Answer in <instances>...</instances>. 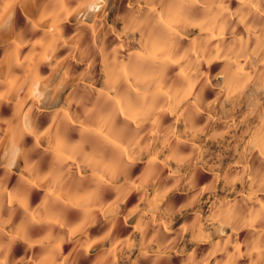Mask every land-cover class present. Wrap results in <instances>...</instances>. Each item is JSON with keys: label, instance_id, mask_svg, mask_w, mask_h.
I'll list each match as a JSON object with an SVG mask.
<instances>
[{"label": "clouds", "instance_id": "obj_1", "mask_svg": "<svg viewBox=\"0 0 264 264\" xmlns=\"http://www.w3.org/2000/svg\"><path fill=\"white\" fill-rule=\"evenodd\" d=\"M29 3L30 0H0V49L13 51V42L24 45L38 39L29 35L33 29L23 17H17L16 10L26 9ZM230 3L231 0H128L127 4L125 0H54L53 10L46 15L55 19L57 31H63L58 26L74 17L76 35L64 38L55 34V45L43 61L31 49L28 58H34V62L24 65L20 61L30 69L29 74L13 77L16 87L0 91V108L4 104L14 106L11 115L0 112V209L3 189L14 170L22 164L27 173L17 181L23 186V194L13 196V203L24 208L20 219L12 223L15 209L7 218L0 215V264H66L60 247L65 243L74 244L73 251L83 252L82 259H87L93 244L99 242L90 238L96 235L89 232L90 228L104 231L107 227L103 239H109L118 221L122 218L126 224L133 215L137 216L139 239L113 241L122 258L131 260L132 252L139 251L131 264L148 257L153 258L151 264H161L165 258L171 264L173 254L181 257L179 264H211L221 254L228 257L224 264H236L244 257L251 264H264V227L256 226L264 221V202L253 199V209L247 216L237 214L234 202L219 197L210 205L206 218L201 209L205 192L211 199L221 183L223 190H235V184L248 177L252 185L258 184L254 194L264 192V180L258 183L251 177L248 166L254 151L264 157V134H254L264 133V0H239L236 10H230ZM196 6L204 10V18L198 21L185 13L186 8ZM110 13H114L111 24ZM233 20L237 23L231 25L229 42L225 44L224 34ZM253 20L260 23L250 22ZM117 22L123 23L119 32ZM237 26H243L244 32H237ZM194 28L200 29V35L184 45ZM86 30L91 31L92 46L102 57L103 78L98 71H88L101 60L95 64L89 60L84 78L94 102L81 104L75 90L62 101L72 74L63 60L55 57L56 45L71 49L66 59L80 54L78 62H83L79 40ZM112 33L120 37V44L105 53L106 36ZM210 33L218 37L212 47ZM137 43L140 49L135 47ZM154 44L159 52L155 57L150 55ZM217 60L225 62L222 74L213 77L201 70L202 64L210 66ZM241 61L250 65L247 73L241 71ZM42 64L52 71L37 75ZM173 64L180 71H173ZM209 89L219 90L214 98L205 96ZM29 100V109L51 114L52 127L46 134L38 117L23 108ZM73 104L79 105V115L69 120L64 112ZM237 109H242L238 116ZM169 113L177 120L165 123ZM201 116L207 122L199 125ZM177 124L183 125V131ZM241 126L244 131L237 136ZM229 135L236 141L235 157L239 160L228 169L223 168L222 161L212 160L210 164L212 158L205 159L207 141L220 142ZM30 137L43 139L48 147L38 150ZM41 159L42 168L37 166ZM142 161L143 166L138 168ZM201 170L211 173V179L203 185ZM34 187L44 192L29 207ZM133 193H139L143 207L137 205L131 212H122L121 206ZM256 204L261 207L255 208ZM217 206L223 211L212 212ZM187 215L195 219L189 221ZM178 217L184 220L174 230ZM150 225L154 231L146 240ZM245 228L257 233L250 244L234 243L226 234L227 229L235 235ZM160 238L167 239V243H161ZM17 242L28 245L23 249L25 255L30 249L41 251L33 252L32 259H24L18 249L10 257ZM187 243H211L212 251L202 260L197 259V248L189 252ZM229 247L235 250L228 252ZM242 247L246 251L242 252Z\"/></svg>", "mask_w": 264, "mask_h": 264}, {"label": "bare ground", "instance_id": "obj_2", "mask_svg": "<svg viewBox=\"0 0 264 264\" xmlns=\"http://www.w3.org/2000/svg\"><path fill=\"white\" fill-rule=\"evenodd\" d=\"M125 3H128V0H125ZM239 6V0H231L230 3V10H236ZM54 8V0H30V3L27 5L26 9H20L18 8L17 11V17H23L24 21L27 22L28 27L33 29L32 33H29V35H34V37L38 39H33L31 42H26L24 45H20L18 41L13 42L12 48L13 51H4L0 49V72H2V75H0V80H3L4 83H0V91H3L5 88L13 89L16 87L17 81L13 78L15 76H21L25 77L29 74L30 69L27 67H24L20 64V61L24 62V65H30L34 62L33 59H29L30 56V50L35 49L36 52L40 54L39 58L41 61L44 60V57L48 54L51 47L55 45V41L53 39V36L55 34L60 35L64 38H70L76 35V27L74 24V17H69L67 21L60 24L58 26L59 29H62L63 31H57V25L55 19H50L46 15L48 12H51ZM185 13L189 17V19L192 20H201L204 18V10L199 8L198 6L192 7V8H186ZM114 13H110L108 17L109 24L113 21ZM254 23H260V21H250ZM237 22L235 20L231 21L229 26V31L225 32V44L229 42L230 38V31H231V25H235ZM115 28L117 32L121 31L123 29V23L117 22L115 24ZM237 32H244L243 26H237ZM200 35V29L194 28L191 30V34L188 36L186 40L183 41L184 45H189L190 41L197 36ZM209 35V34H206ZM211 35V44L209 47L215 46L218 42V37L216 33H210ZM137 39L139 40V36L137 35ZM93 36L90 30H86L85 32L81 33L80 40H79V47L82 50L83 55L85 56V59L83 62H78L81 60V55L78 54L76 57H73L71 59H66V57L69 56L71 53V49L68 47H59L56 45L57 50L55 51V57L57 59L63 60L65 67L68 68L69 73L72 74V79L70 81V86L67 87L66 91L63 94L62 101H66L68 99L69 93H73L75 90V94L77 96V99L81 102V104L84 103H93L94 100L92 98V94L90 90L87 88L88 80L85 79V71L87 69V65L89 60L92 61L93 64L99 59L101 60V63L95 68L88 70L91 71H98L100 72L101 78H103V63H102V57L100 53L96 52L95 48L92 46ZM120 44V37L117 36L115 33H112L110 35L106 36L105 44H104V52H109L112 48L118 46ZM253 45L250 44V47ZM137 49L141 48V45L137 43L135 45ZM151 56L155 57L159 55V52L154 44L153 52L150 54ZM264 55V53H262ZM170 59V58H169ZM12 60H15L16 63L13 65L11 62ZM241 64L244 65V62L241 61ZM250 65H244L241 69L242 72L247 73L249 71ZM201 70L205 71L210 74V76H216L217 74H222L225 70V62L222 60L214 61L210 66L208 64H202ZM52 70L50 68H47L45 65H41L39 73L40 74H48ZM173 71H180L179 67L176 64H173ZM89 78H91L89 76ZM213 83H215V80H213ZM199 90V85L197 86V91ZM218 89H209L206 90L205 96L208 98H214V94L218 92ZM32 101L29 100L28 104L23 105L24 109L31 110L33 112V115L38 117V121L41 125H44L43 133L46 134L48 129L52 127V117L49 112L41 111L36 112L34 109H29V105H31ZM63 106V103L61 104ZM79 105L73 104L67 111L64 112L65 117H67L69 120L72 119L73 115H79ZM14 106L9 104H4L2 108H0V112H3L5 114L11 115L13 114ZM242 109H237V116L239 112H241ZM234 119H236V122L239 124L240 120L234 116ZM177 117L173 115L172 113H169L165 117V123H168L170 121H176ZM207 122V118L205 116H201L197 120V124L202 125L203 123ZM222 125L218 124L217 127H221ZM72 127H75L73 125ZM177 128L179 131H183V125L177 124ZM244 131L243 126L240 127V130L236 133L237 136L240 135L241 132ZM255 135H261L264 133L261 132H255ZM30 139L33 140V142L38 146V150H43L48 147V145L43 141V139L30 137ZM247 139V137H245ZM229 141H232L229 143ZM236 141L232 139V136H226L223 141L220 142H213L211 140L207 141L206 147H207V153L208 155L205 156V159H208L211 157L212 159H209V163H212V160L216 161H222L223 168L228 169V166L230 164H236L239 160V157H235V145ZM163 159V157H161ZM44 160H38L37 166L43 167ZM144 162H141V165H138V168L143 166ZM248 166H249V174L251 177L255 178L257 182L264 180V157H261L259 155V152L254 151L251 155V158L248 160ZM174 167V165H173ZM167 171V170H165ZM204 175L201 177V184L203 185L205 180L211 179V173L206 170H201ZM242 171V169H240ZM3 170L0 169V174H2ZM231 175V170H230ZM27 176V173L23 169V165L21 164L20 168L17 170H14V174L12 175L11 181L7 182L6 187L3 189L4 194V200L3 208L0 209V215H2L4 218H7L11 211L15 209V215H13L12 223L15 224L20 219V216L22 212L24 211V208L20 205L13 203V196L15 194L22 195L23 194V186L18 185L17 181L25 178ZM15 185V187H14ZM256 186L252 185L251 180L248 177H245V181L242 183H237L234 186L235 190H223L224 185L221 183L217 186L216 195L212 196L211 199L209 198V193L205 192L203 198H202V215L206 218L210 214V205L212 202L217 198L221 199H227L229 201H232L236 205V212L237 214L241 216H247L249 211L253 209V199H258L262 202H264V192L261 194H254V190ZM44 190L39 187H34L33 194L31 197V201L29 202V207L34 206L36 202H38V197L42 195ZM139 193H133L126 203L121 206V211L123 212L125 209H127L129 212L132 211L134 207L137 205H140V202L138 200ZM179 199H183L182 197H179ZM140 207H143V205H140ZM260 204H256L255 208H260ZM78 211V210H77ZM212 212H222L223 208L217 206V208H212ZM187 219L189 221H192L195 219V217L191 215H187ZM101 220H103V217H101ZM184 218L178 217L176 219V222L173 225V229H179L180 225L183 223ZM137 221V216L133 215L131 219H129L126 224L121 218L120 221L117 223V227L113 229L112 236L109 239H103L105 232L107 231V227L104 231H100L97 227H92L89 229L90 233H95L96 235L94 237L95 240L99 241L97 243H94L89 252L87 253V259H82L84 257L83 252H74V244H63L61 245V254L67 258L66 264H131V260H137L139 257V251L134 250L131 255V260L122 258L121 255L116 251V248L118 247V244H114L113 241H120V240H138L139 239V233L136 231L135 224ZM257 228L264 227V221H260L257 223ZM154 228L153 226H149L145 239H151V235L153 234ZM226 234L232 236V240L234 243H239L242 245L250 244L252 243L257 233L252 232L250 229H243L239 231L237 234L233 235L231 229L226 230ZM168 235V234H165ZM187 240H190V236L186 237ZM161 243H167V239L160 238ZM28 245L23 244V242H17V244L13 247L12 253H10L11 256H15L17 250H20V254L24 259H32L33 252H40L41 250L39 248L34 250H29L28 255H25L23 252L24 248H27ZM181 247H183V244H181ZM197 248V259H203L208 255L210 251H212V244L211 243H200L199 245H194L192 243H187V251H191L193 248ZM235 249L229 247L228 252H233ZM241 251H246V248L242 247ZM173 260L171 261V264H179V261L181 259L180 256H177L175 254ZM17 259H20V257H16ZM255 257H253L254 259ZM152 257L148 258H141L138 261V264H151ZM228 257L224 255H216L215 259L211 262V264H217V261H220V264H224V261L227 260ZM161 264H168V261L166 258L161 261ZM236 264H251V261L244 257L240 259L239 261H236Z\"/></svg>", "mask_w": 264, "mask_h": 264}]
</instances>
